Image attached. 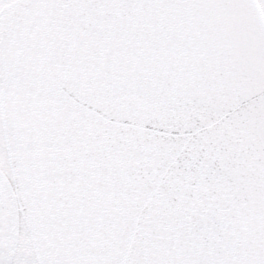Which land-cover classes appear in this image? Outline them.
<instances>
[{
	"label": "snow or ice",
	"instance_id": "6c2138e0",
	"mask_svg": "<svg viewBox=\"0 0 264 264\" xmlns=\"http://www.w3.org/2000/svg\"><path fill=\"white\" fill-rule=\"evenodd\" d=\"M0 264H264V0H0Z\"/></svg>",
	"mask_w": 264,
	"mask_h": 264
}]
</instances>
